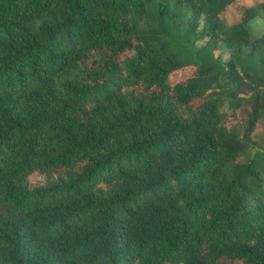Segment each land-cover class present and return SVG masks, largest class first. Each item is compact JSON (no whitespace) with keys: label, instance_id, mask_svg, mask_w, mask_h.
Wrapping results in <instances>:
<instances>
[{"label":"trees","instance_id":"1","mask_svg":"<svg viewBox=\"0 0 264 264\" xmlns=\"http://www.w3.org/2000/svg\"><path fill=\"white\" fill-rule=\"evenodd\" d=\"M0 264H264V0H0Z\"/></svg>","mask_w":264,"mask_h":264},{"label":"rangeland","instance_id":"2","mask_svg":"<svg viewBox=\"0 0 264 264\" xmlns=\"http://www.w3.org/2000/svg\"><path fill=\"white\" fill-rule=\"evenodd\" d=\"M225 56H226V54L223 53L222 56H221V59H224ZM190 70H191V67L190 66L182 67L179 70L171 73L170 76H169V79H170L171 82H173L176 79H179V78H181L183 76L188 75L189 72H190Z\"/></svg>","mask_w":264,"mask_h":264}]
</instances>
